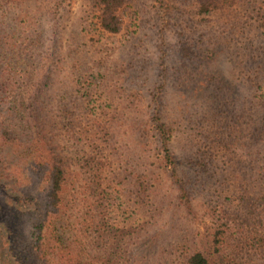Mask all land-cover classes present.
<instances>
[{
  "label": "trees",
  "instance_id": "1",
  "mask_svg": "<svg viewBox=\"0 0 264 264\" xmlns=\"http://www.w3.org/2000/svg\"><path fill=\"white\" fill-rule=\"evenodd\" d=\"M155 1L165 14L179 11L175 3ZM225 1L192 0L191 5L201 16ZM86 4L98 30L119 32L122 0ZM18 40L20 51L5 47L1 54L7 70L6 78L0 73V264H264V96L239 110L233 121L239 130L222 135L239 156L228 175L211 154L196 162L186 152L177 156L162 114L157 108L149 113L142 134L155 145L159 167L169 172L177 209L169 214L157 201L153 178L130 165L115 146L121 117L99 111V105L74 115L62 88L43 97L42 91L53 87L54 73L63 71L66 58L58 47L49 54L53 68L48 66L32 93L30 60L36 63L45 54V39L28 34ZM180 42L183 67L192 66L190 75L202 80L198 86H220L209 69L215 55L205 49L206 41ZM77 54L69 56L72 76L82 67ZM98 78L85 97L101 99ZM159 91L163 96V85ZM155 97L158 105L163 98ZM211 98L212 108L219 100ZM165 215L169 222L163 230Z\"/></svg>",
  "mask_w": 264,
  "mask_h": 264
},
{
  "label": "rangeland",
  "instance_id": "2",
  "mask_svg": "<svg viewBox=\"0 0 264 264\" xmlns=\"http://www.w3.org/2000/svg\"><path fill=\"white\" fill-rule=\"evenodd\" d=\"M86 2L0 0V73L6 78L3 70L7 64L1 58L5 47L18 52L22 49L19 36L40 34L45 39V54L36 60L37 65L30 60L34 93L48 66H54L51 50L60 48V55L66 58L61 63L63 71L54 73L50 79L53 87L42 91L43 97H53L51 94L62 88L68 91L64 96L74 115H86L99 105V111L106 109L121 117L123 126L115 146L130 165L153 178L160 207L169 214L176 213L169 172L159 167L152 140L143 137L145 121L157 108L172 132L171 148L177 156L186 152L196 162L211 154L217 168H227L222 171L224 175L236 170L238 151L227 147L231 140L222 135L239 130V125L233 124L239 110L252 107V102L264 96V0H226L201 16L195 15L192 0H161L164 5L175 3L179 8L166 12L168 15L155 0H122L118 11L121 26L116 35L98 30ZM158 10L162 13L156 16ZM186 37L206 41L205 49L215 55L208 62L209 69L220 86H208L207 90L199 87L197 82L202 80L190 75L192 66L183 67L178 50ZM4 42L11 44L5 46ZM76 53L77 60L83 58L82 67L72 76L69 56ZM99 75L97 96L101 99L85 97ZM162 85L163 96L159 91ZM155 95L163 98L158 105L153 103ZM211 95L219 100L212 108ZM168 216L161 221L163 230L168 228ZM197 227L203 230L200 223Z\"/></svg>",
  "mask_w": 264,
  "mask_h": 264
}]
</instances>
